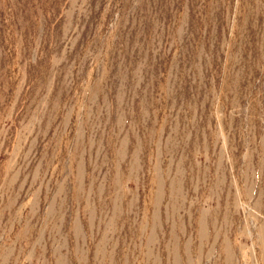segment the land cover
<instances>
[{
  "label": "rangeland",
  "instance_id": "obj_1",
  "mask_svg": "<svg viewBox=\"0 0 264 264\" xmlns=\"http://www.w3.org/2000/svg\"><path fill=\"white\" fill-rule=\"evenodd\" d=\"M0 264H264V0H0Z\"/></svg>",
  "mask_w": 264,
  "mask_h": 264
}]
</instances>
